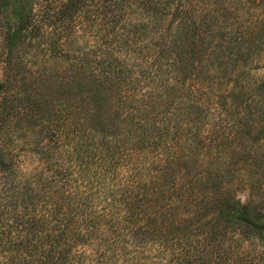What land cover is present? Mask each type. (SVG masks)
I'll return each instance as SVG.
<instances>
[{"label": "trees", "instance_id": "16d2710c", "mask_svg": "<svg viewBox=\"0 0 264 264\" xmlns=\"http://www.w3.org/2000/svg\"><path fill=\"white\" fill-rule=\"evenodd\" d=\"M53 1L0 0L5 62L46 33L92 44L61 169L35 181L0 147V264H264V0Z\"/></svg>", "mask_w": 264, "mask_h": 264}, {"label": "rangeland", "instance_id": "374dc122", "mask_svg": "<svg viewBox=\"0 0 264 264\" xmlns=\"http://www.w3.org/2000/svg\"><path fill=\"white\" fill-rule=\"evenodd\" d=\"M64 1H53L55 9L48 12L53 20L58 16L57 11ZM50 28L48 25V32L52 31ZM48 34L31 43L27 41L26 44H21L22 48L5 62L9 53L4 42L6 31L2 30L0 33V82L5 84L1 99L3 106L0 113V147L24 171L22 173L25 177L29 176L35 181L40 176L51 178L61 169L59 142L62 144L67 132L61 113L70 82L74 84L79 76L78 62L74 57L87 52L92 46L91 40L83 38L76 29L68 31L61 39ZM55 40L56 47L53 48ZM59 50L68 53L70 58L58 54ZM262 74L263 71H256L254 76L258 79ZM223 81V78L217 79L216 86ZM223 92L224 88L216 94ZM46 129L57 134L50 135ZM62 131H65L64 135ZM250 157L251 159L245 160L248 162L244 161L239 166L241 173L235 184L237 189L234 197L242 203L253 200L252 195L257 197L252 184L256 183L263 172L255 159L258 156ZM83 188L85 191L90 189L87 184L81 190ZM261 194H264V185ZM218 198V194L212 193L210 204ZM85 247L92 248L87 245Z\"/></svg>", "mask_w": 264, "mask_h": 264}]
</instances>
